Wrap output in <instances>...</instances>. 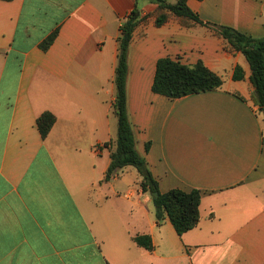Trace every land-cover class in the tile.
I'll list each match as a JSON object with an SVG mask.
<instances>
[{"label": "crops", "instance_id": "obj_1", "mask_svg": "<svg viewBox=\"0 0 264 264\" xmlns=\"http://www.w3.org/2000/svg\"><path fill=\"white\" fill-rule=\"evenodd\" d=\"M135 1L0 0V264H264V121L249 66L205 27L171 15L156 26L161 11L149 0H137L127 57L135 148L161 193L200 192V221L182 236L167 218L157 224L133 167L103 181L117 134V39ZM186 4L204 22L264 37V0ZM161 58L202 62L223 83L177 99L154 94ZM45 112L55 122L42 139Z\"/></svg>", "mask_w": 264, "mask_h": 264}, {"label": "trees", "instance_id": "obj_2", "mask_svg": "<svg viewBox=\"0 0 264 264\" xmlns=\"http://www.w3.org/2000/svg\"><path fill=\"white\" fill-rule=\"evenodd\" d=\"M149 1L156 4L158 10L161 11L156 17V26L162 25L171 15L176 17L181 25L185 27L197 24L211 30L227 43L231 51L241 53L250 69L249 82L253 89V103L259 114H262V108H264V37L254 38L231 27L204 22L188 8L187 0H174V2L168 0ZM140 19L136 0L133 9L119 28L117 64L114 76L115 96L112 103V111L117 118V134L113 142L114 149L111 150L109 155L110 162L103 181H109L125 167H133L140 177L139 186L141 191L148 193L151 197L157 224L167 218L175 233L182 236L195 228L200 221L201 194L195 189L189 191L171 189L165 193L159 191L158 182L153 177L145 158L139 155L135 148L133 128L128 117L126 95L127 57L132 34ZM56 34L57 31H53L39 45L43 51L47 50L53 43ZM242 79L243 71L240 67H236L233 80ZM222 83L221 77L208 70L202 62H197L194 66L189 67L181 64L178 60L161 58L157 60L155 65L151 91L157 95L177 99L218 89ZM262 121H264V114H262ZM54 122V116L47 112L42 113L36 119V127L42 139L47 136ZM144 148L145 151H148L149 143L145 144ZM154 193L156 197L152 196ZM133 242L147 251L153 249L148 235H137L133 237Z\"/></svg>", "mask_w": 264, "mask_h": 264}, {"label": "water", "instance_id": "obj_3", "mask_svg": "<svg viewBox=\"0 0 264 264\" xmlns=\"http://www.w3.org/2000/svg\"><path fill=\"white\" fill-rule=\"evenodd\" d=\"M262 114H264V108H262ZM153 197H156V194H152Z\"/></svg>", "mask_w": 264, "mask_h": 264}, {"label": "rangeland", "instance_id": "obj_4", "mask_svg": "<svg viewBox=\"0 0 264 264\" xmlns=\"http://www.w3.org/2000/svg\"><path fill=\"white\" fill-rule=\"evenodd\" d=\"M262 115V114H261Z\"/></svg>", "mask_w": 264, "mask_h": 264}]
</instances>
